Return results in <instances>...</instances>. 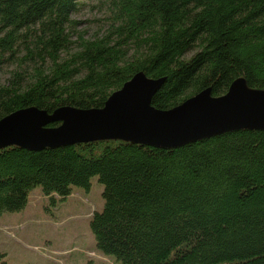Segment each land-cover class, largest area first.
Here are the masks:
<instances>
[{"label":"trees","instance_id":"16d2710c","mask_svg":"<svg viewBox=\"0 0 264 264\" xmlns=\"http://www.w3.org/2000/svg\"><path fill=\"white\" fill-rule=\"evenodd\" d=\"M104 2L114 41L81 37L61 61L76 34L79 0H0V64L20 47L27 61L50 64L34 66L24 86L16 75L0 87V120L29 107L101 108L138 72L165 79L151 102L159 110L205 89L222 96L239 78L264 90V0ZM129 43L141 53L131 62L123 53ZM92 177L103 186L104 206L89 228L98 250L121 264H264L263 131L176 149L122 141L39 152L7 147L0 150V215L22 210L34 187L54 204L72 187L88 190Z\"/></svg>","mask_w":264,"mask_h":264},{"label":"water","instance_id":"95a60500","mask_svg":"<svg viewBox=\"0 0 264 264\" xmlns=\"http://www.w3.org/2000/svg\"><path fill=\"white\" fill-rule=\"evenodd\" d=\"M164 82L138 72L101 108L15 111L0 120V150L15 146L39 152L99 141L176 149L229 132L264 131V90L248 87L243 78L222 96L205 89L176 107L159 110L151 102ZM54 123L59 125L49 127Z\"/></svg>","mask_w":264,"mask_h":264},{"label":"rangeland","instance_id":"374dc122","mask_svg":"<svg viewBox=\"0 0 264 264\" xmlns=\"http://www.w3.org/2000/svg\"><path fill=\"white\" fill-rule=\"evenodd\" d=\"M71 19L76 23V34L70 48L60 54L61 61L70 59L77 51L81 37L84 41L105 39L110 42L116 37V24L104 0H79ZM137 50L138 46L129 43L123 49L126 61L138 59L141 53ZM192 54L188 53L186 58ZM42 64L46 70L50 66L47 60L27 61L22 47L11 58L5 54L0 64V87L8 86L16 75H20L24 86L33 79V67ZM102 191L97 177H92L88 190L72 187L68 197L62 201L57 199L53 204L40 187L31 189L22 210L0 215V262L121 264L114 256L98 250L89 228L93 213L100 212L104 206Z\"/></svg>","mask_w":264,"mask_h":264},{"label":"bare ground","instance_id":"6f19581e","mask_svg":"<svg viewBox=\"0 0 264 264\" xmlns=\"http://www.w3.org/2000/svg\"><path fill=\"white\" fill-rule=\"evenodd\" d=\"M247 82V81H246ZM212 91V90H211ZM156 96V95H155ZM73 108V107H72ZM246 131V130H245ZM264 132V131H263ZM221 136V135H220ZM203 141V140H202ZM100 142V141H99Z\"/></svg>","mask_w":264,"mask_h":264}]
</instances>
